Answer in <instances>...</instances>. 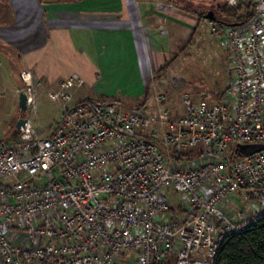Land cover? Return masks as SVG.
<instances>
[{
  "label": "built area",
  "instance_id": "obj_1",
  "mask_svg": "<svg viewBox=\"0 0 264 264\" xmlns=\"http://www.w3.org/2000/svg\"><path fill=\"white\" fill-rule=\"evenodd\" d=\"M255 1L246 23L210 21L228 49L229 85L217 103L184 94L172 132L154 130L171 125L164 95L153 113L76 101L84 80L73 74L53 94L63 114L51 135L26 123L18 142L0 144V264H213L231 234L264 219V147L239 150L264 145V0ZM195 148L194 159L174 157Z\"/></svg>",
  "mask_w": 264,
  "mask_h": 264
},
{
  "label": "crops",
  "instance_id": "obj_2",
  "mask_svg": "<svg viewBox=\"0 0 264 264\" xmlns=\"http://www.w3.org/2000/svg\"><path fill=\"white\" fill-rule=\"evenodd\" d=\"M8 1L13 19L0 23V123L22 116L23 73L49 95L78 74L84 84L76 101L148 106L155 73L173 46L186 49L193 40L188 34L205 24L198 14L157 0Z\"/></svg>",
  "mask_w": 264,
  "mask_h": 264
},
{
  "label": "rangeland",
  "instance_id": "obj_3",
  "mask_svg": "<svg viewBox=\"0 0 264 264\" xmlns=\"http://www.w3.org/2000/svg\"><path fill=\"white\" fill-rule=\"evenodd\" d=\"M157 1L170 4L173 9H182L185 15L191 16L195 14L200 16L209 11H214L216 15L219 16L218 10L220 6L231 10L237 9L240 15L244 12L243 6H231L228 4V0ZM12 19L13 11L9 5V1L0 0V23H7ZM203 19L205 24H201L198 32L194 34L193 31H191L187 36V40L193 36L191 44L182 51V46L178 44L174 45L175 47L173 46V48L176 49H173V52L170 53L169 61H167L164 68L168 64L169 66L163 70V72H158L157 75L155 73V78L151 85L152 92H154L150 96L151 101L148 106H146V110L151 113L157 112V107L154 109L156 104L154 96L156 94H162L166 97L162 106L169 109L171 125L154 128V130H158L161 134L172 132L174 130L172 125H175L183 116L184 105L182 99L184 94H189L196 102L212 104L222 100L229 85L228 49L221 38L212 34L211 20L206 18ZM27 75L28 81L23 80L26 84L23 83L24 86L21 91L27 92L29 88H33L34 102L28 107L26 112L27 117H24L27 120V125L25 127H34L40 137H47L62 119L63 107L57 101L59 90L56 97L53 96V93L49 95L45 87H36V80L31 74L27 73ZM85 94H87L86 90L81 93V96ZM141 106L143 105L137 104V107ZM134 107L135 106L132 108ZM20 117L19 115L15 118L8 116L7 123H0V144L3 141L16 143L21 139L23 130L16 127ZM146 133L149 135L151 131H146Z\"/></svg>",
  "mask_w": 264,
  "mask_h": 264
},
{
  "label": "trees",
  "instance_id": "obj_4",
  "mask_svg": "<svg viewBox=\"0 0 264 264\" xmlns=\"http://www.w3.org/2000/svg\"><path fill=\"white\" fill-rule=\"evenodd\" d=\"M242 6L244 12L241 15L237 9L231 10L220 6L218 10L220 17L214 12L216 19L212 21L229 25L246 23L256 12V1L247 0L246 4ZM200 17L201 19L205 18V14H201ZM168 66L169 64L165 68H161L159 72H163ZM22 116L27 117L26 113H22ZM200 153L201 150L195 148L174 157L177 160L194 159ZM213 264H264V219L241 233L231 234L218 249Z\"/></svg>",
  "mask_w": 264,
  "mask_h": 264
},
{
  "label": "water",
  "instance_id": "obj_5",
  "mask_svg": "<svg viewBox=\"0 0 264 264\" xmlns=\"http://www.w3.org/2000/svg\"><path fill=\"white\" fill-rule=\"evenodd\" d=\"M205 18L208 20H215V13L214 11H209L208 13L205 14ZM235 25V24H232ZM20 107L22 110V113H26L28 110V104H27V96L25 92L20 93ZM27 123L26 118L23 116L20 117V119L17 121L16 127L20 129L22 126H24ZM264 147L262 144H256V145H245V146H240L239 150L241 151V154L246 155V154H252L255 153L259 150H261Z\"/></svg>",
  "mask_w": 264,
  "mask_h": 264
}]
</instances>
